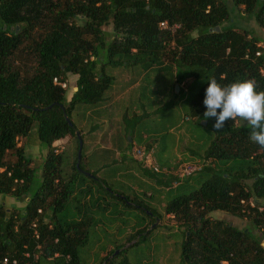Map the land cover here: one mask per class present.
Segmentation results:
<instances>
[{
    "label": "trees",
    "instance_id": "16d2710c",
    "mask_svg": "<svg viewBox=\"0 0 264 264\" xmlns=\"http://www.w3.org/2000/svg\"><path fill=\"white\" fill-rule=\"evenodd\" d=\"M229 3L264 32V0H0V196L25 203L22 208L0 203V264L6 258L8 264H83L82 250L91 252L86 247L95 234V212L113 198L145 215L127 244L172 215L185 228L181 264H264V148L249 139L251 129L240 121L216 130L215 118H203L212 77L221 85L252 79L257 91L264 90V42L233 22ZM163 22L167 29L159 27ZM108 26L111 33L104 30ZM157 69L172 74L179 87H173V96L185 99V116L214 133L205 144L198 185L170 197L163 213L114 191L98 171L82 167L90 163L74 118L88 117L94 124L87 133L97 131L91 115L109 100L113 71L146 76ZM68 75L76 80L69 101L67 87L53 83L55 78L66 83ZM183 82H189L184 89ZM77 133L83 141L80 162ZM32 136L46 151L36 186L31 159L17 145L19 138ZM64 139L75 141L71 156L57 154L55 144ZM133 147L126 143L120 158L133 160ZM8 153L13 161L6 160ZM144 172L166 188L181 181ZM214 212L246 220L252 229L214 221ZM117 249H101L97 255L106 256L99 264L114 260Z\"/></svg>",
    "mask_w": 264,
    "mask_h": 264
},
{
    "label": "rangeland",
    "instance_id": "374dc122",
    "mask_svg": "<svg viewBox=\"0 0 264 264\" xmlns=\"http://www.w3.org/2000/svg\"><path fill=\"white\" fill-rule=\"evenodd\" d=\"M227 5L236 25L247 28L254 36L264 39L262 30L253 20L241 17L239 13L241 14L242 10L240 9L238 12L231 3ZM104 30L111 33L112 27H105ZM113 73L117 78L130 79L132 85L138 82V86L122 102L107 101L103 107L96 110L98 115L96 113L91 115L90 113L93 121L95 120L98 123L102 120L108 121L105 127L114 129L117 128L119 123H125L121 135L123 132L130 133L135 129L139 136H145L144 139L147 137L146 140L137 143L135 146L155 145L154 156L156 160H159L160 156L165 153L169 165L179 159H181V162H187L186 160L189 157L196 158L192 160L193 162L196 161L204 165L205 144L214 137V133L211 130L197 128L195 121L185 116V99L175 100L173 96L174 79L172 74L166 73L162 69L152 70L146 76H144V72L138 74L137 72L116 70ZM66 85V100L69 101L76 91L75 77L68 75ZM174 88L176 89V87ZM108 93L109 91L105 93V96ZM123 117L126 118L124 122L122 121ZM74 118H79L75 120L76 125L84 132L88 130L90 123H92L91 125L94 124V122L89 121L88 117ZM112 122L118 123L115 126ZM17 145L22 147L25 155L31 159L30 168L35 170L36 183L34 186H36L41 181V166L46 151L38 143L35 136L28 140L19 138ZM55 145V149L58 151L57 154L68 153L71 156L75 148V141L64 139L58 141ZM164 147L166 148L164 149ZM123 155L124 152L119 148H115L110 152H94L91 158L93 164L86 167L84 163L82 167L85 170L95 172L102 168L96 173L97 177L114 191L121 190L126 196L131 199L134 197L137 202L143 204H149L151 201L155 203L156 201L159 206L163 203L164 207L170 197H174L184 188H186V191L188 190L189 186H186L185 182L187 179L198 182L196 179L199 172L189 178H184L185 180L182 179L181 181L184 180L181 183L182 186L177 190L176 187L179 184L176 183L166 188L158 185L154 177L144 172L145 169L137 165L136 161L128 159L127 156L121 159L120 157ZM86 156L87 152L84 147L83 158ZM173 156L174 158H172ZM5 158L7 161L14 160L12 153H8ZM158 160L157 162L161 166ZM188 164L191 163L188 162ZM177 170L178 167L169 171L176 172ZM98 186L99 184H96V187ZM168 192L172 194L168 195ZM0 203L2 202L0 201ZM24 205V202H17L11 197H8L5 203L7 207L22 208ZM106 205L107 209L105 210ZM106 205L102 203L95 212L96 225L91 228V232H95V234L92 235L91 233L92 236L86 247L87 251L91 250V252L83 255L85 249L82 250L81 260L83 264H93L94 261L99 264L100 257L97 254L101 249L111 245L117 246L118 249L113 254L116 255L115 259L111 260L109 264H181V244L184 241L185 228L179 222L173 219H165L169 223L175 222L174 226H164V228L159 226L152 230L149 235L137 237L134 244H131L133 241L127 244L128 240L126 238L135 234L136 231L132 229L142 224L141 221L145 218V215L140 209L127 207L121 200L116 198L108 199ZM210 217L214 221L231 223L239 229L251 228L246 220L238 219L224 212H214ZM121 249H125L123 254H119Z\"/></svg>",
    "mask_w": 264,
    "mask_h": 264
},
{
    "label": "clouds",
    "instance_id": "9594fccd",
    "mask_svg": "<svg viewBox=\"0 0 264 264\" xmlns=\"http://www.w3.org/2000/svg\"><path fill=\"white\" fill-rule=\"evenodd\" d=\"M207 85L204 120L215 118L216 130L223 129L229 120L240 121L251 129L249 139L264 148V90L257 91L252 79L221 85L212 77Z\"/></svg>",
    "mask_w": 264,
    "mask_h": 264
},
{
    "label": "crops",
    "instance_id": "0c3cea01",
    "mask_svg": "<svg viewBox=\"0 0 264 264\" xmlns=\"http://www.w3.org/2000/svg\"><path fill=\"white\" fill-rule=\"evenodd\" d=\"M262 33L264 34L263 31H262ZM262 41L264 42V39H262ZM260 45H262V44H260ZM131 83L132 82H130V79H120V78H117L115 76L114 84L110 87V89L108 90L109 93L106 95V97L109 99L108 101L118 103V102H122L123 100H125L126 96H128L130 93L135 91V89L138 86V82L136 83L137 85L136 84L132 85ZM110 121H112V120H110ZM122 121L123 122L125 121L124 117H123ZM107 123H108V121H103V120L100 121L99 122V125H100L99 129L95 132L87 133L89 129L86 132L83 131V133H84V144H85L86 152H87L86 159H87V162L90 164H93V162L90 160L93 157L94 152H101V151L110 152L115 148H119L120 150H123L126 148V143L131 142L132 146H135L137 143L142 142V141L146 140V138H147L146 137L144 139L145 136H143V135L139 136V134L136 133L135 130L130 131V133L123 132V134L121 135L122 128H123L125 123H119V125L117 126V128L115 127V129L112 127L111 128L105 127ZM117 123L118 122H116V123L112 122V124L115 126L117 125ZM124 130H125V128H124ZM172 158H174V156ZM183 159H185V158H183ZM195 159L192 157H189L186 160L187 162H181L180 161L181 159H179V160H177V162L169 165L168 158L166 157V155L164 153L160 156V159L158 161L162 163V165H163L162 167L164 169L166 168L168 170H175L177 167L179 168L180 166L187 165L188 162L192 163L193 162L192 160H195ZM195 162L196 161H194L193 163H195ZM185 163H187V164H185ZM99 170H102V168H99ZM183 181H181L179 185H181V183H183ZM197 185H198L197 182H193L191 180L189 182V185L187 184L186 186H189V188H192V187H196ZM161 198H163V197H161ZM7 199H8V197L0 196V201L4 205H5ZM149 204H150L151 208L154 209L157 213H163V210H164V204L163 203L161 204V206H159L156 201H155V203L151 201V202H149ZM172 218H173L172 215H167L162 219V221L157 220L155 222L156 224L154 223L155 225L150 227V229H154L155 227H159V226L162 228H164V226H167V227L168 226H174L175 222L172 221L171 223H169L168 221H165V219H172ZM146 223H148V220H146L144 225H146ZM141 227H139V228H141ZM111 249L112 248L109 247L107 249V252H109ZM105 256H106V253L105 254L102 253L100 257L103 258Z\"/></svg>",
    "mask_w": 264,
    "mask_h": 264
},
{
    "label": "built area",
    "instance_id": "2783aa9c",
    "mask_svg": "<svg viewBox=\"0 0 264 264\" xmlns=\"http://www.w3.org/2000/svg\"><path fill=\"white\" fill-rule=\"evenodd\" d=\"M159 27L161 29H167L168 25L167 23L163 22L160 23ZM177 28V26L172 27V31ZM259 56V53L256 54ZM53 83L56 85H59L62 89H66L67 85L65 82H61L58 79H53ZM187 82H183L180 86L181 88L186 87ZM155 147L151 148H146V147H137L134 146L131 149L130 156L131 158L140 163L142 168L154 173V174H164V175H173L177 177L179 180H182L184 178L190 177L195 173H198L202 170L203 165L200 164L199 162L187 164L184 166H180L176 172H171L167 169L161 168L160 165L158 164L157 160L155 159L154 153H155ZM21 183V181H20ZM178 183V182H177ZM176 183V184H177ZM251 206H253L252 203H250ZM8 259H3V264H8ZM12 264H16L15 261H12Z\"/></svg>",
    "mask_w": 264,
    "mask_h": 264
},
{
    "label": "water",
    "instance_id": "95a60500",
    "mask_svg": "<svg viewBox=\"0 0 264 264\" xmlns=\"http://www.w3.org/2000/svg\"><path fill=\"white\" fill-rule=\"evenodd\" d=\"M176 90L178 91L179 90V87L176 86ZM67 120V119H66ZM68 121V120H67ZM203 124H205V122H203ZM77 137L79 139V146H78V151H77V159H78V162H80L81 160V152H82V146H83V141L80 139V135L79 133H77ZM90 175V174H88Z\"/></svg>",
    "mask_w": 264,
    "mask_h": 264
}]
</instances>
